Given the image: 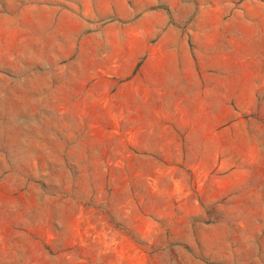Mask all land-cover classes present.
Segmentation results:
<instances>
[{"label":"rangeland","instance_id":"rangeland-1","mask_svg":"<svg viewBox=\"0 0 264 264\" xmlns=\"http://www.w3.org/2000/svg\"><path fill=\"white\" fill-rule=\"evenodd\" d=\"M0 264H264V0H0Z\"/></svg>","mask_w":264,"mask_h":264}]
</instances>
